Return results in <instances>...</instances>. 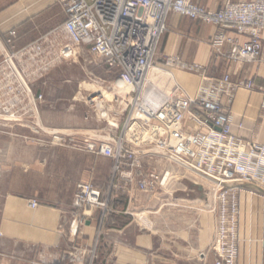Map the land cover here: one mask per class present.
Returning a JSON list of instances; mask_svg holds the SVG:
<instances>
[{
  "label": "built area",
  "instance_id": "2783aa9c",
  "mask_svg": "<svg viewBox=\"0 0 264 264\" xmlns=\"http://www.w3.org/2000/svg\"><path fill=\"white\" fill-rule=\"evenodd\" d=\"M67 20L60 29L65 40L39 41L19 52H11L0 62V120L22 123L26 115L39 121V105L31 83L51 69L77 57L76 50H86L100 60L116 77V87L130 89L124 97V135L114 144L84 140L74 147L113 161L111 189L124 181L126 193L130 187L150 193L163 187L168 179L153 170L144 171L135 147L155 145L168 161L189 174L214 185L217 213L216 235L212 249L218 255L217 264H235L237 248V217L240 213L239 193L246 185L253 191H264V145L245 139L233 131L230 107L241 90L253 91L252 81H233L229 74L211 77L208 68L198 63H185L169 57L156 66V54L162 36L167 31L170 14L198 20L219 29L213 40L215 53L230 62L255 63L264 57V0L232 2L213 11L193 0H59ZM232 30L248 38L244 44L228 39ZM17 33L9 32L7 44L14 48ZM229 44V49L225 47ZM156 74L162 87L146 85L150 71ZM179 70L200 79L195 94H190L174 77ZM149 86V88H148ZM149 95H147V92ZM153 93V94H152ZM121 96L123 94H118ZM29 99L28 106L23 103ZM119 100V99H117ZM40 123V122H39ZM240 130L243 126H238ZM42 129V128H41ZM43 130V129H42ZM45 133L51 134L45 130ZM142 135V141L137 136ZM60 140L62 135L53 134ZM61 143V142H60ZM101 190L92 184L77 186L73 207L82 223L84 211L104 209ZM32 207H37L32 202ZM45 254V253H44ZM46 255V254H45ZM52 264H60L66 256L50 254ZM72 262H80L74 257Z\"/></svg>",
  "mask_w": 264,
  "mask_h": 264
},
{
  "label": "rangeland",
  "instance_id": "374dc122",
  "mask_svg": "<svg viewBox=\"0 0 264 264\" xmlns=\"http://www.w3.org/2000/svg\"><path fill=\"white\" fill-rule=\"evenodd\" d=\"M56 1L63 11L62 4L59 0ZM58 21L59 13L52 18L50 25L48 24L51 28L46 35L32 43H26L24 47L17 48L14 42V48H11L6 40L0 62L7 54L19 52L45 39L48 40L47 43L54 40L60 44L65 40L60 32L61 27L53 29V24ZM76 52L78 53L76 58L54 67L42 78L31 83L33 95L43 96V101L38 106L40 124L29 114L19 124L0 120V209L3 199L11 194L33 197L44 204L54 206H63L69 198H73L74 194L69 188L59 184L62 179L58 175L55 176L56 173L59 174L57 171H51L53 174L51 178L44 177L43 171L35 167L36 163L30 160L35 153L48 147L44 143L46 140L54 139L52 131L63 132L62 136L68 141L78 138L108 145H113L114 140L126 132L123 129L126 107L123 98L129 97L115 94L119 91L115 83L116 77L100 60L94 59L86 50L77 49ZM84 82L93 87L85 88ZM152 84L158 88L162 87L157 75ZM94 86L113 94V98L105 99L102 92L97 93ZM94 97H99L100 102L104 103L102 108H98V104L92 102ZM28 102L29 99H26L23 105L27 107ZM109 109L111 111H108ZM45 130L51 134L45 133ZM137 140L142 141V135L137 136ZM134 149L137 152L141 151L139 155L144 171L153 170L160 178L166 173L169 174V179L163 187L150 193H142L133 185L130 187V194H127L122 181L116 189H111V205L107 202L104 209H88L82 214L87 222L90 218L99 220V227L92 235L83 236L68 248L51 252L34 249L28 252L35 253L30 259L11 260L0 255V264H52L50 254L66 256L60 264H141V256L144 257V264H172L174 256L170 250L165 248L163 253H147L139 247V238L146 234L152 235L157 229L171 231L173 220L176 223L179 217H196V214L202 212L213 215L215 239L217 213L212 212L210 208L216 201L214 185L168 161L162 150L155 145L141 148L134 146ZM113 165L111 164V185ZM199 186L202 190L198 189ZM259 195L264 197V193ZM238 200L240 201L239 197ZM190 204L197 207L191 210L192 213L189 214L185 209L183 214H178V208ZM72 210L76 212L74 207ZM77 220L79 228L87 227V222L83 224L80 218ZM238 222L239 216L236 223L237 234ZM170 237V234L164 236L166 239ZM154 239L156 240L155 236ZM164 243L170 245L166 241ZM157 245L158 248L163 245L161 238ZM10 252V249L0 244V253ZM18 252L26 253L21 248ZM215 255L218 259L216 252ZM74 257L80 258V262H72L75 261ZM177 264H196V261L180 258Z\"/></svg>",
  "mask_w": 264,
  "mask_h": 264
},
{
  "label": "crops",
  "instance_id": "0c3cea01",
  "mask_svg": "<svg viewBox=\"0 0 264 264\" xmlns=\"http://www.w3.org/2000/svg\"><path fill=\"white\" fill-rule=\"evenodd\" d=\"M193 1L207 9L218 11L228 0ZM57 13L59 21L53 24V29L62 27L67 20L66 13L56 0H0V56L11 30L17 32L14 40L17 48L24 47L26 43L34 42L50 31L48 24ZM27 25L29 28H26ZM218 32L219 29L215 26L170 14L167 31L157 50L156 63L162 64L169 57H177L185 63L206 66L211 77L221 78L229 74L233 81H252L254 90L239 91L230 107L233 131L245 139L264 145V57L255 63L228 61L216 54L213 48L212 43ZM226 37L238 40L240 44L248 41L247 37L232 30L226 31ZM229 47L227 44L225 49ZM173 73L175 79L190 94L196 93L200 84L198 76L179 70ZM240 125L243 126L242 130L238 128ZM83 141L78 138L69 141L67 138L46 140L44 144L48 147L35 153L30 160L43 171L44 177L51 178V171H57L59 174L56 173L55 176L62 179L59 184L67 186L74 196L78 185L92 184L102 191L105 200L111 205V198L107 197L113 162L74 147ZM74 196L63 206L44 204L28 196L11 194L5 197L0 209V244L11 252L0 255L11 260L30 259L35 253L28 252L34 249L51 252L68 248L83 236L92 235L99 227V220L90 218L85 229L79 228L77 213L72 210ZM239 199L238 255L235 264H264V197L252 189L244 188L239 193ZM32 202H37L38 206L32 207ZM196 208L191 204L183 205L177 212L181 215L187 209L190 214ZM174 222L175 220L171 231L157 229L152 235L141 236L139 247L147 253H163L167 248L174 256L172 264H177L180 258L196 261V264H217L218 259L212 249L215 226L211 213L179 217ZM169 234L170 239L164 238ZM159 238L163 243L161 248L157 245ZM165 241L170 245L165 244ZM20 248L26 253L18 252ZM143 258L141 256V264H144Z\"/></svg>",
  "mask_w": 264,
  "mask_h": 264
},
{
  "label": "bare ground",
  "instance_id": "6f19581e",
  "mask_svg": "<svg viewBox=\"0 0 264 264\" xmlns=\"http://www.w3.org/2000/svg\"><path fill=\"white\" fill-rule=\"evenodd\" d=\"M78 52V51H77ZM78 61V60H77ZM75 62V61H74ZM77 63V62H76ZM80 67H81V65H79ZM69 67V66H68ZM76 68V67H75ZM156 71H157V68H154V69H152L151 71H150V73H149V75H148V78H147V83H146V85H149V84H152V81H153V79H154V77H155V74H156ZM85 83V84H84ZM83 84L85 85V88L88 86V87H93V86H90L89 84H87L86 82H84ZM107 86V85H106ZM115 86V85H114ZM94 88L97 90V93H100V92H102V97H104L105 99L107 98V100H108V98H113V94H108V92L107 91H105L103 88H97V87H95L94 86ZM93 88V89H94ZM113 88V87H112ZM155 85L153 84L152 86H151V90H153V92H154V90H155ZM89 89V88H88ZM117 89L119 90L118 91V94H124L125 96H127L129 93H130V89H128V88H125V87H122V86H117ZM149 93H151L150 91L149 92H147V95H149ZM115 94H117V93H115ZM153 94V93H152ZM100 98L99 97H94V99L92 100V102L93 103H96V105L98 106V108H102L103 106H102V104H104L103 102H100ZM111 103V102H110ZM122 105V104H121ZM121 107V106H120ZM120 109V108H119ZM98 111V110H97ZM108 111H111L110 109L108 110ZM120 112V111H119ZM105 113V112H104ZM113 113V112H112ZM101 117V116H100ZM108 117V116H107ZM116 118V117H115ZM105 119H106V117H105ZM40 122V121H39ZM37 124V123H36ZM38 124H40V123H38ZM39 126H41V125H39ZM112 126V125H111ZM115 127H117V125L115 126ZM114 128V127H113ZM119 128V127H118ZM117 128V129H118ZM50 130V129H49ZM51 133H54V134H58V135H64L63 134V132H61V131H52ZM170 175H171V173H170Z\"/></svg>",
  "mask_w": 264,
  "mask_h": 264
},
{
  "label": "water",
  "instance_id": "95a60500",
  "mask_svg": "<svg viewBox=\"0 0 264 264\" xmlns=\"http://www.w3.org/2000/svg\"><path fill=\"white\" fill-rule=\"evenodd\" d=\"M244 187H249V188H251V186H248V185H246V186H244ZM198 189H199V190H202V188H201L200 186L198 187ZM258 191H259L260 193H264V191L261 190V189H258Z\"/></svg>",
  "mask_w": 264,
  "mask_h": 264
}]
</instances>
